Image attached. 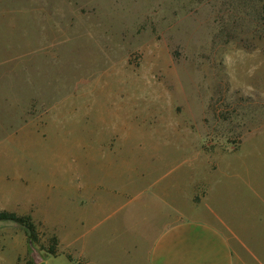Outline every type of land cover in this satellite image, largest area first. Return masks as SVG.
<instances>
[{
  "label": "rangeland",
  "instance_id": "1",
  "mask_svg": "<svg viewBox=\"0 0 264 264\" xmlns=\"http://www.w3.org/2000/svg\"><path fill=\"white\" fill-rule=\"evenodd\" d=\"M85 189L217 215L264 257V0H0V209L61 233Z\"/></svg>",
  "mask_w": 264,
  "mask_h": 264
},
{
  "label": "crops",
  "instance_id": "2",
  "mask_svg": "<svg viewBox=\"0 0 264 264\" xmlns=\"http://www.w3.org/2000/svg\"><path fill=\"white\" fill-rule=\"evenodd\" d=\"M123 196L118 191L85 189L78 207L73 205L67 211L78 213L79 223L65 222L61 233L52 230L31 209L28 213L9 212L30 215L37 229L42 227L57 238V255H50L45 249L33 251L31 264H48L49 258L62 260V264H264V257L253 252H248L251 257L245 261L240 252V247H246L243 240L217 215L214 220L175 215L160 225L161 217L167 218L166 210L153 206L149 197L134 193L130 200L119 204ZM118 231L124 236H114ZM16 235L20 236L21 247L13 259L22 264L29 255L22 230L1 228L0 246L1 250L11 249Z\"/></svg>",
  "mask_w": 264,
  "mask_h": 264
},
{
  "label": "trees",
  "instance_id": "3",
  "mask_svg": "<svg viewBox=\"0 0 264 264\" xmlns=\"http://www.w3.org/2000/svg\"><path fill=\"white\" fill-rule=\"evenodd\" d=\"M0 223L4 225L9 223L20 228L24 232L29 248H32L40 243V233L30 215L19 216L14 212L0 210ZM49 241L51 245L48 246L45 251L50 255L55 256L57 255L58 248L57 238L55 236H50Z\"/></svg>",
  "mask_w": 264,
  "mask_h": 264
}]
</instances>
